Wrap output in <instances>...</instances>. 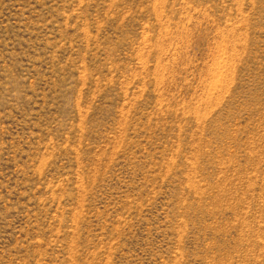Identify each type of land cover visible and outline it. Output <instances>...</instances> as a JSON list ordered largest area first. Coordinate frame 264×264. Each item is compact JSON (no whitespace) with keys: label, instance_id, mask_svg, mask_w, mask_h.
I'll use <instances>...</instances> for the list:
<instances>
[{"label":"rangeland","instance_id":"1","mask_svg":"<svg viewBox=\"0 0 264 264\" xmlns=\"http://www.w3.org/2000/svg\"><path fill=\"white\" fill-rule=\"evenodd\" d=\"M0 264H264V0H0Z\"/></svg>","mask_w":264,"mask_h":264}]
</instances>
